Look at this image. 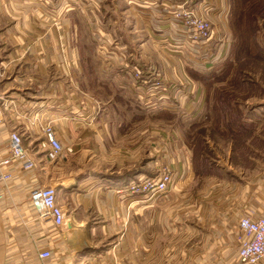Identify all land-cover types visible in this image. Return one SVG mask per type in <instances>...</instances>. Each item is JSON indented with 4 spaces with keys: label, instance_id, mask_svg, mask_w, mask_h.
<instances>
[{
    "label": "rangeland",
    "instance_id": "rangeland-1",
    "mask_svg": "<svg viewBox=\"0 0 264 264\" xmlns=\"http://www.w3.org/2000/svg\"><path fill=\"white\" fill-rule=\"evenodd\" d=\"M30 5L50 16L46 28L54 34L81 38V60L74 52L72 58L77 66L82 61L88 84H95L73 108L81 117L87 153L62 151L56 162L47 163L39 140L28 145L38 164L45 166L42 174L56 187L59 199H65L62 183L70 176L86 182L81 191L90 190L87 182L100 180L117 163L121 186L141 175L155 176L164 166L175 179L181 159L201 158L198 154L220 169L208 171L217 173L215 178L236 186L247 182L248 194L261 193L251 164L262 161L264 173V144L249 138V130L234 141L215 131L218 127L223 132L224 125L217 98L222 104L229 98L230 114L240 113L253 123L254 134L264 141V0H31ZM176 10L208 19L212 36L190 40L185 19L174 17ZM57 47L62 50L63 44ZM49 78L61 80L56 74ZM222 88H229V96ZM47 111L48 122L49 116L63 115L62 107L49 106ZM223 114L228 120L227 109ZM51 123L44 128L36 124L45 131ZM100 132L111 138L98 139ZM252 150L262 154L261 159L249 155ZM218 189L225 194L223 186ZM163 195L145 206L159 209ZM87 237L84 249L94 251L109 246L116 236ZM136 259L141 260V254Z\"/></svg>",
    "mask_w": 264,
    "mask_h": 264
},
{
    "label": "crops",
    "instance_id": "crops-1",
    "mask_svg": "<svg viewBox=\"0 0 264 264\" xmlns=\"http://www.w3.org/2000/svg\"><path fill=\"white\" fill-rule=\"evenodd\" d=\"M30 1L0 0V102L6 106L0 123V160L10 154L9 136L16 131L36 162L34 168H23L19 161L3 168L9 178L0 181V264H238L237 220L256 216L264 208L262 161L251 164L254 183L259 186L256 191L261 193L248 194L247 182L236 186L235 182L215 178L217 173H199L210 168L220 170L208 156L183 157L179 176L159 199V209L146 207L150 199H141V195L117 192L122 185L117 163L100 180L87 182L90 190L81 191L86 182L76 181L75 176L64 178L66 196L58 198L66 211L62 226L37 216L29 193L52 182L42 174L45 166L38 164L28 145L39 140L47 163L56 162L62 151L70 155L87 153L90 147L79 126L81 117L73 108L77 109L86 90L95 84H88V71L82 61L77 66L76 58H72L73 52L80 58L84 51L81 38L54 34L46 28L50 16L42 13L39 6H31ZM63 25L65 28V16ZM33 26L43 29V33ZM59 43L63 44L62 50L57 47ZM74 43L79 45L75 47ZM51 74L61 80L50 79ZM49 106L62 107L63 115L49 116L52 125L39 130L37 122L43 128L50 123ZM239 119L249 125L247 136L264 144L254 134L255 125L242 115ZM222 122H226V116L221 117ZM222 129L223 133L218 127L215 132L224 139L243 138L242 132L236 136L235 132H227L225 125ZM49 131L62 146L55 155L50 154L46 142ZM106 135L111 138L107 132L97 137L107 138ZM249 155L262 157L254 150ZM220 186L225 188V194L218 189ZM87 235L116 237L108 242L109 246L88 251L84 249ZM43 250L51 256L41 259L38 254ZM138 254L141 260L136 259ZM256 264H264V257Z\"/></svg>",
    "mask_w": 264,
    "mask_h": 264
},
{
    "label": "built area",
    "instance_id": "built-area-1",
    "mask_svg": "<svg viewBox=\"0 0 264 264\" xmlns=\"http://www.w3.org/2000/svg\"><path fill=\"white\" fill-rule=\"evenodd\" d=\"M176 10L174 17L184 18L186 34L192 41L199 42L208 40L213 33L212 24L206 18L199 17L191 12ZM183 13V14H182ZM6 106L0 102V123L3 120ZM46 142L50 147L51 155L58 154L62 150L59 140L54 132H47ZM8 147L10 154L0 160V181L9 178V174L3 171L13 161L21 162L23 168H34L35 160L31 153L22 145L19 133H10ZM174 178L172 172L163 167L155 176L141 175L129 180V182L117 189V192H124L127 195L143 193L145 199L167 192ZM1 197V195H0ZM30 204L35 209L37 216L41 219L51 221L55 226H62L65 222L66 211L58 200L57 189L54 185H44L32 189L29 193ZM238 233L236 235L235 256L238 264H256L264 257V208L256 216H242L237 220ZM39 257L45 259L51 256L48 250L39 252Z\"/></svg>",
    "mask_w": 264,
    "mask_h": 264
},
{
    "label": "trees",
    "instance_id": "trees-1",
    "mask_svg": "<svg viewBox=\"0 0 264 264\" xmlns=\"http://www.w3.org/2000/svg\"><path fill=\"white\" fill-rule=\"evenodd\" d=\"M252 29V28H251ZM229 52V51H228ZM239 83H242L239 80ZM232 84L235 86L234 82H232ZM241 84H239L240 86ZM231 88V86H230ZM223 92V91H222ZM224 96H229V91H224L222 93ZM220 98H217L216 101V106L219 108L220 111V116H224V111L227 109V113H228V120H226V122H224V125L226 127L227 132L228 131H232L235 132V135L237 136V133L239 132H246L249 130V125H245L244 123H242L240 121V113H235V114H230V105H228V100L227 98H225V100L223 99V104L219 101ZM222 132V131H221ZM223 133V132H222ZM209 170H202V171H198L199 173H208ZM133 172V171H132ZM128 180H125L124 182H127Z\"/></svg>",
    "mask_w": 264,
    "mask_h": 264
}]
</instances>
